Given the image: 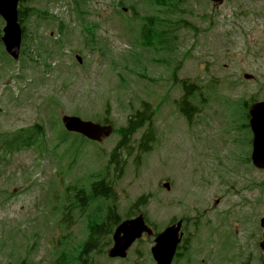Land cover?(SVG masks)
<instances>
[{"label":"rangeland","instance_id":"374dc122","mask_svg":"<svg viewBox=\"0 0 264 264\" xmlns=\"http://www.w3.org/2000/svg\"><path fill=\"white\" fill-rule=\"evenodd\" d=\"M61 1H29L27 9L47 10L50 17L28 20L30 23L25 24L28 38L24 54L18 62L3 60L7 69L2 72L3 79L0 80V132H17L31 126L32 129L39 127L40 130L42 127L44 138L48 140L43 152L50 156L44 161L40 160L35 151L42 155L41 148L37 145L39 141L33 139L29 145V149H34L32 153L18 152L15 158H9L12 166L10 174L29 171L25 174L28 184L40 174L36 184L29 190L25 189L23 182H17L19 190L12 195L10 192L16 182L10 178L3 181L4 175L0 176L3 199L8 203L5 208H0V264H56L55 261L63 257L62 250L65 248L75 255L77 247L88 236L89 229L85 225V219L90 208L88 206L81 212L73 209L64 201L68 193H64V187L66 191L71 189L68 197L74 198L75 192L79 191L82 198H85L89 194L88 185L98 179L91 172H102L106 181L115 178V167L110 166L109 162L120 141L119 136H113L102 145L85 142L80 139L82 137L69 136L61 131L63 128L53 125L54 120L50 122L52 119L48 118V115H53L52 111L55 115L59 112L55 120L63 114L92 122H104L108 118L117 129H121L136 111H141L143 101L145 104L151 103L157 110L148 127L153 131L154 138L156 135L157 139L160 138V146H155L154 150L157 151L145 156L143 161H136V157L141 154L139 145L143 133L134 136L130 140L129 148L132 153L127 157L123 177L114 187L118 196L115 210L121 219L131 212L132 206L141 196L153 194L148 204L155 202L156 205L152 203L140 210L146 213L155 232L161 233L172 219L178 221L182 217L181 203L169 208L168 201H164L166 198L163 196L167 193L161 187V183L171 179L172 193L169 200L173 198L177 202L183 201L192 187L185 203L189 217H196L197 213L217 220L219 217L228 218L231 214H248L250 206L244 202L249 199L254 203L259 197L256 189H251V193L246 190L251 187L249 183L256 179L250 180L243 165L246 132L240 117L245 114V103L251 102L252 98H264V0H227L226 4L218 8L209 0H178L179 5L175 8L167 2L159 6L156 0H120L127 6L136 8L142 17L154 20L157 18L155 29L164 32L163 41L156 42V38L152 37L153 43H156L148 51L142 48L137 52L133 48L128 54L131 59L126 54L127 46L115 32L120 31L119 26L109 30L106 25L103 26L104 21L100 15H96L95 19L107 31L99 29L97 37H104L105 34L110 37L114 33L118 40L106 42L105 36L104 43L100 38L97 41L101 44L100 47H107L102 56L99 52L91 51L85 46V38L78 26L74 1L64 0L60 3ZM91 1L105 12L112 11L109 0ZM95 19L91 17L92 22ZM110 20L112 21L111 17ZM38 22H42L39 29ZM59 22L67 26V31L62 36L58 31ZM122 27L126 32L133 30L127 24ZM169 34L171 42L167 41ZM136 35L128 34L127 45L134 47ZM57 40L62 42L59 50L55 45ZM143 42L145 43L144 40ZM39 48L43 51L41 54H37ZM46 49L55 53H48ZM139 53L144 57L145 63L138 60ZM28 55H32L33 59L37 58L34 71L30 68L32 65L28 62ZM77 55L84 61L82 67L77 65ZM0 58H6L2 48ZM164 60L168 61L167 64ZM46 65H52L51 71L46 70ZM144 66L147 72L142 74ZM245 75L253 76L254 80H246ZM184 80L198 82L203 87V97H208L205 103L201 97L192 102L193 107L198 110L202 108V112L193 111L192 123L183 119L176 105L182 92L175 82ZM28 85H32L31 96L27 93ZM52 99L56 103L54 110L49 103ZM227 101H231V108L237 112L236 114L231 109V117L230 110H227L230 103ZM189 127L192 128L191 132L186 130ZM24 135L26 137L23 140L26 141L28 136L35 133L25 132ZM62 137L68 140L67 145H58L62 149L54 151ZM20 138L17 134L1 137L0 150L8 147L6 143ZM238 138L239 147L235 142ZM78 143L82 144L84 153L88 156L80 162L81 172L79 164L76 166L83 157L82 147ZM42 145L43 142L40 146ZM64 147L70 149L74 176L67 175L68 171L61 169V166L70 165L68 160L63 162L67 158L62 154L64 151L68 152ZM237 163L242 165L244 171L240 167L235 171ZM93 167L99 170L93 171ZM1 168L3 166L0 163ZM33 170L35 171L32 172ZM233 185L237 189H233ZM243 186L245 191L241 193ZM233 191L239 196L234 195ZM217 200L219 203L215 204ZM43 205L47 207L48 213ZM91 206L92 211L95 207L100 208L93 201ZM113 206L114 201L107 210H101L100 217L106 219L104 215ZM22 207H26V210ZM56 209L61 210L54 212ZM34 212H37L34 215L36 221L27 231L24 225L29 224L30 219H22ZM63 219L66 221H62ZM46 221L49 224H45ZM93 224V221L89 222V226ZM222 224L223 221L219 220L217 227L220 230H223ZM201 228L200 226L198 233L200 237ZM35 233L38 235L36 241H26V234ZM64 235L65 241L58 242L59 239H64ZM108 236L105 233V237ZM110 237L112 238V234ZM240 241H243L242 235ZM217 242L218 245L213 246L216 250L221 241ZM231 245H236V241L231 242ZM153 246L154 241L150 238L137 242L125 260H110L103 254V250L100 253V248L91 254L89 263L155 264L150 252ZM214 262L219 261L215 258Z\"/></svg>","mask_w":264,"mask_h":264},{"label":"water","instance_id":"95a60500","mask_svg":"<svg viewBox=\"0 0 264 264\" xmlns=\"http://www.w3.org/2000/svg\"><path fill=\"white\" fill-rule=\"evenodd\" d=\"M17 0H0V14L6 19L8 27L5 30L6 37L4 42L6 43L8 52L15 58H18L19 48H20V34L18 27L16 26L17 17H16V5ZM68 125L72 129H77L85 133L88 132L89 128L87 125H83L78 121L68 120ZM258 120L254 121L255 125H258ZM257 132L261 131V128L256 129ZM258 140V135H257ZM262 150L258 154V160L263 159ZM144 231V227L140 222H133L126 224L121 227L118 231V235L125 234L123 239L119 238L116 240V249L113 251V254L120 255L122 252L126 251L128 246L133 242L136 235ZM168 235V234H167ZM173 244L169 242L168 236H165L158 246V248L153 250L155 259L158 261V264H171Z\"/></svg>","mask_w":264,"mask_h":264},{"label":"flooded vegetation","instance_id":"af4514ba","mask_svg":"<svg viewBox=\"0 0 264 264\" xmlns=\"http://www.w3.org/2000/svg\"><path fill=\"white\" fill-rule=\"evenodd\" d=\"M251 109V108H250ZM250 109L248 111V114L246 116V129L248 131V136H249V141H248V150H247V156L249 158H251L252 156V152H253V141H252V137H253V129H252V125H251V112ZM264 173V172H263ZM261 211H263V207H261ZM249 224L254 228V230L256 231V233H260L258 234L259 237H261L262 239H264V216L261 219L256 218H252L251 220H249Z\"/></svg>","mask_w":264,"mask_h":264},{"label":"trees","instance_id":"16d2710c","mask_svg":"<svg viewBox=\"0 0 264 264\" xmlns=\"http://www.w3.org/2000/svg\"><path fill=\"white\" fill-rule=\"evenodd\" d=\"M98 187H99V189H101L103 192H106V190L109 189V188H106L103 184H100ZM113 222H114L113 219H110L109 223L112 224ZM115 224H116V223H115ZM90 246H92V245H90ZM87 249H88V248H87Z\"/></svg>","mask_w":264,"mask_h":264}]
</instances>
